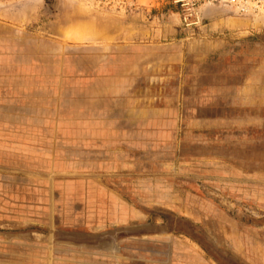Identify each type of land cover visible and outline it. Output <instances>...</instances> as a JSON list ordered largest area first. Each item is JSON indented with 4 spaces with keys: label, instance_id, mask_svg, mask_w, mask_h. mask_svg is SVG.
I'll return each instance as SVG.
<instances>
[{
    "label": "rangeland",
    "instance_id": "374dc122",
    "mask_svg": "<svg viewBox=\"0 0 264 264\" xmlns=\"http://www.w3.org/2000/svg\"><path fill=\"white\" fill-rule=\"evenodd\" d=\"M0 264H264V0H0Z\"/></svg>",
    "mask_w": 264,
    "mask_h": 264
}]
</instances>
